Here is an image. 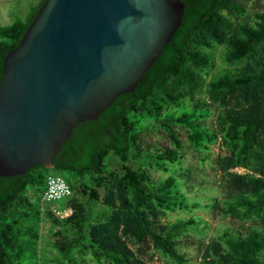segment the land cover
<instances>
[{"label": "trees", "instance_id": "16d2710c", "mask_svg": "<svg viewBox=\"0 0 264 264\" xmlns=\"http://www.w3.org/2000/svg\"><path fill=\"white\" fill-rule=\"evenodd\" d=\"M44 2L9 25L0 16V82L6 56ZM182 2V25L133 93L80 124L54 168L0 177V264H191L192 248L200 264H264V12L251 11L252 0ZM155 126L175 149L145 148ZM174 126L220 171V191L204 206L242 229L225 228L206 242L202 218L166 221L203 207L191 195ZM154 168L167 176L155 178ZM49 175L72 194L44 202ZM43 219L53 226L52 258L41 255Z\"/></svg>", "mask_w": 264, "mask_h": 264}, {"label": "water", "instance_id": "95a60500", "mask_svg": "<svg viewBox=\"0 0 264 264\" xmlns=\"http://www.w3.org/2000/svg\"><path fill=\"white\" fill-rule=\"evenodd\" d=\"M182 0H45L0 82V177L54 160L133 93L182 25Z\"/></svg>", "mask_w": 264, "mask_h": 264}, {"label": "rangeland", "instance_id": "374dc122", "mask_svg": "<svg viewBox=\"0 0 264 264\" xmlns=\"http://www.w3.org/2000/svg\"><path fill=\"white\" fill-rule=\"evenodd\" d=\"M40 0H0V16L2 23L4 25H9L14 21V15L19 14L22 17H25L31 6L38 5ZM254 6L256 8H254ZM258 9L261 12H264V0H252L250 3V10L254 11ZM174 131L177 137L184 144V158L181 160L182 168L185 169L186 176L189 177L190 186H191V195L194 198L198 197L203 207L194 214L179 213L175 215H170L166 221L174 222L177 219L188 218L190 216H196L202 218L204 221L209 224L208 235L205 238L206 242L217 233L221 232L225 228L233 227L237 229H242V224L231 218L221 216L219 212L209 210L204 205L206 202L217 195V192L220 191L219 184L221 183L220 171L209 161H202V154L196 152L188 141V131L181 126H174ZM145 148L154 149L159 147L161 149L170 148L175 149L174 144L171 139L168 137L167 132L163 128L159 127H150L146 136H145ZM211 154L214 157L218 149L212 147ZM181 168L176 165L174 166V172L176 174H181ZM237 172L244 173V169H238ZM152 173L155 178H164L167 176V173L153 169ZM192 186H195L194 188ZM198 191H197V189ZM212 188H216L213 190ZM53 203V202H51ZM72 213L71 210L67 211L68 216ZM53 226L52 222L49 219H43L42 221V241H41V255L45 258L53 257V247H52V236ZM190 257L193 259L191 264H200L201 256L197 252L196 248H192L190 251ZM155 262H161L162 259L160 255H155ZM43 264H57L49 261H45Z\"/></svg>", "mask_w": 264, "mask_h": 264}, {"label": "built area", "instance_id": "2783aa9c", "mask_svg": "<svg viewBox=\"0 0 264 264\" xmlns=\"http://www.w3.org/2000/svg\"><path fill=\"white\" fill-rule=\"evenodd\" d=\"M48 189L44 194L43 201L51 202L62 197H67L72 194V191L69 185L65 182V180L56 175H49L47 178ZM67 212V211H66ZM62 212H56L58 216L65 217L68 214Z\"/></svg>", "mask_w": 264, "mask_h": 264}]
</instances>
